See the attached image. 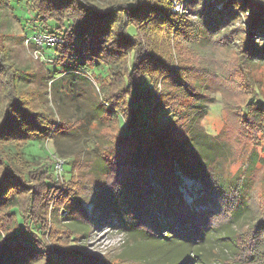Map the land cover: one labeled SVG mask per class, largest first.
<instances>
[{
  "label": "trees",
  "instance_id": "1",
  "mask_svg": "<svg viewBox=\"0 0 264 264\" xmlns=\"http://www.w3.org/2000/svg\"><path fill=\"white\" fill-rule=\"evenodd\" d=\"M29 1L48 32L28 35L29 43L52 35L58 42L41 48L53 49L67 70L107 68V75L93 83L102 92L93 116L56 120L21 92L23 73L0 30V264H155L134 256L144 235L182 241L174 264H264V192L255 175L264 168V147L233 176L232 143L198 130L193 111L208 97L210 81H228L217 70L226 57L234 55L241 70L264 65V45L251 40L252 32L264 34V1ZM175 1L183 13L175 12ZM245 84L240 111L246 110L237 116L256 145L264 141V92L249 79ZM93 125L95 156L76 161L66 181L55 175L54 159L35 166L25 158L26 143ZM184 177L196 184L190 203ZM60 209L81 230L61 225ZM103 224L135 233L132 250L90 253L81 241ZM230 226L222 238L228 256L206 247L208 232Z\"/></svg>",
  "mask_w": 264,
  "mask_h": 264
},
{
  "label": "rangeland",
  "instance_id": "2",
  "mask_svg": "<svg viewBox=\"0 0 264 264\" xmlns=\"http://www.w3.org/2000/svg\"><path fill=\"white\" fill-rule=\"evenodd\" d=\"M96 1L106 2L110 0ZM174 6L175 12L183 13L186 10L178 1H175ZM42 26V20L36 16L31 1L3 0L0 5V30L5 36V46L12 64L23 73L20 79L21 92L29 93L34 107L37 110L47 112L56 120L61 119L68 124H74L89 115L93 116L95 112L94 104L98 102L96 94H102L99 86L94 84L98 82L97 76L107 75V68L101 70L87 69L80 72V75L76 74L78 71L74 68H68L67 70L65 66L57 61L53 49H43L38 42L28 43V35L37 31L47 32ZM53 32L56 31L53 30ZM251 34L253 43L258 44L260 47L264 45V34L258 32H252ZM37 39L40 40V38ZM48 41L51 42L52 40ZM172 45L174 46V44ZM175 52L174 46L172 54H175ZM230 57L232 58L230 59ZM71 64L72 62L69 63L70 66H72ZM217 70L218 74L224 76V80L228 81H214L215 86L212 84L213 81L209 82L212 88L207 91L208 97L202 100L197 109L193 110L198 112L194 125L198 130L206 132L213 138L219 136V138L232 143L231 149L236 157L233 159L235 162L228 163V167L233 176H240L252 151H256L263 156L264 141L260 140V143L255 145L249 134H246L243 130L240 131L242 125L237 115L244 113L246 110L240 111L243 106L241 98L247 96L245 91L249 90V87L245 84L247 79L257 83L260 90L264 92V65L252 64L241 70L233 55L218 63ZM70 71L73 73H70ZM51 80L55 81L54 85ZM241 81H244V86L237 87L238 83L242 84ZM221 88L227 90L226 94L220 91ZM223 98L229 103L231 102L234 107L224 102ZM96 126L93 125L90 131L80 130L72 135H62L56 139L49 138L26 143L23 145L25 158L35 166L44 163L48 158L54 159L56 162L54 165L55 175L60 181H66L70 178L72 166L76 161L80 160V163H84L94 158L95 154L92 147L94 133L98 128ZM249 131H252V129H249ZM103 132L108 133L110 129H104ZM75 166L74 173L79 175L80 173L77 174V167L80 168V166ZM255 175L260 184H263L259 186L260 191L264 192V168H261V166L257 168ZM183 180L182 192L187 202L190 203L197 197L196 184L193 180L185 177ZM86 207L90 213L91 205H86ZM59 213L61 225L71 227L77 231L81 230V226L67 219L68 215L63 210L60 209ZM232 228L233 226L219 227L208 232L205 241L206 247L217 248L222 254L228 256L231 250L227 247L226 242L222 241V238L227 236ZM93 229L94 231L88 239H82L81 242L90 253L97 256L106 255L107 253L114 255L117 252L116 256L118 254L117 249L120 250L123 247L128 249L130 247L132 250L131 239H135V236H137L130 229H111L106 224L102 226L95 225ZM138 239L140 244L134 247V256L150 257L157 264H174L185 249L182 247L183 242L177 238L161 240L144 235L143 238ZM147 257L145 258L147 259ZM181 263L182 261L179 262V264Z\"/></svg>",
  "mask_w": 264,
  "mask_h": 264
},
{
  "label": "built area",
  "instance_id": "3",
  "mask_svg": "<svg viewBox=\"0 0 264 264\" xmlns=\"http://www.w3.org/2000/svg\"><path fill=\"white\" fill-rule=\"evenodd\" d=\"M37 38H40V40H38ZM53 38V39H51ZM48 40H52L51 42ZM40 43L39 45L43 46V45H48V46H54L58 40L57 38L53 37V36H49V35H37L34 37V43ZM29 43V41H28Z\"/></svg>",
  "mask_w": 264,
  "mask_h": 264
}]
</instances>
